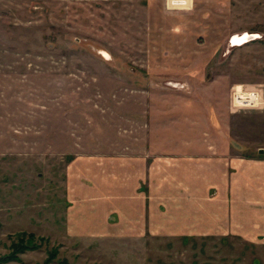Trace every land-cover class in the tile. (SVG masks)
Listing matches in <instances>:
<instances>
[{"label":"rangeland","instance_id":"rangeland-1","mask_svg":"<svg viewBox=\"0 0 264 264\" xmlns=\"http://www.w3.org/2000/svg\"><path fill=\"white\" fill-rule=\"evenodd\" d=\"M192 3L0 0V264H264L261 241L69 224L78 158L264 151V0Z\"/></svg>","mask_w":264,"mask_h":264},{"label":"crops","instance_id":"crops-1","mask_svg":"<svg viewBox=\"0 0 264 264\" xmlns=\"http://www.w3.org/2000/svg\"><path fill=\"white\" fill-rule=\"evenodd\" d=\"M66 189L69 224L82 236L240 237L264 244L260 151L241 159L86 156L68 167Z\"/></svg>","mask_w":264,"mask_h":264},{"label":"trees","instance_id":"trees-1","mask_svg":"<svg viewBox=\"0 0 264 264\" xmlns=\"http://www.w3.org/2000/svg\"><path fill=\"white\" fill-rule=\"evenodd\" d=\"M34 240H35L34 235H26V234L21 235L19 237L18 242L12 245L11 256L5 259V261L16 259L19 253H23L24 251L35 249L36 246L33 245ZM56 254H57V251H54L51 257H55Z\"/></svg>","mask_w":264,"mask_h":264},{"label":"built area","instance_id":"built-area-1","mask_svg":"<svg viewBox=\"0 0 264 264\" xmlns=\"http://www.w3.org/2000/svg\"><path fill=\"white\" fill-rule=\"evenodd\" d=\"M192 4V0H167V8L171 11L189 10Z\"/></svg>","mask_w":264,"mask_h":264},{"label":"water","instance_id":"water-1","mask_svg":"<svg viewBox=\"0 0 264 264\" xmlns=\"http://www.w3.org/2000/svg\"><path fill=\"white\" fill-rule=\"evenodd\" d=\"M256 39H257V36H255V35H248V37H246L245 35H243V36L240 38V40H239V41H235V43H236L237 45H244V44H246V43H248V42H251V41H254V40H256ZM260 154H264V151L261 150V151H260Z\"/></svg>","mask_w":264,"mask_h":264},{"label":"bare ground","instance_id":"bare-ground-1","mask_svg":"<svg viewBox=\"0 0 264 264\" xmlns=\"http://www.w3.org/2000/svg\"><path fill=\"white\" fill-rule=\"evenodd\" d=\"M246 35V37H248V34H245ZM240 40V38H237V41H239Z\"/></svg>","mask_w":264,"mask_h":264},{"label":"flooded vegetation","instance_id":"flooded-vegetation-1","mask_svg":"<svg viewBox=\"0 0 264 264\" xmlns=\"http://www.w3.org/2000/svg\"><path fill=\"white\" fill-rule=\"evenodd\" d=\"M241 86V85H240Z\"/></svg>","mask_w":264,"mask_h":264}]
</instances>
